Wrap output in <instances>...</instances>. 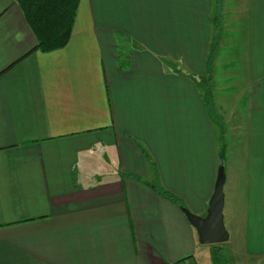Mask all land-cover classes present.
Instances as JSON below:
<instances>
[{
	"label": "crops",
	"instance_id": "obj_1",
	"mask_svg": "<svg viewBox=\"0 0 264 264\" xmlns=\"http://www.w3.org/2000/svg\"><path fill=\"white\" fill-rule=\"evenodd\" d=\"M236 1L242 73L221 0H79L49 51L0 0V264H216L231 237L264 264V0ZM220 165L229 236L205 245L181 207L205 216Z\"/></svg>",
	"mask_w": 264,
	"mask_h": 264
},
{
	"label": "trees",
	"instance_id": "obj_2",
	"mask_svg": "<svg viewBox=\"0 0 264 264\" xmlns=\"http://www.w3.org/2000/svg\"><path fill=\"white\" fill-rule=\"evenodd\" d=\"M36 37V48L49 51L69 40L79 0H14ZM177 201L170 193L157 189Z\"/></svg>",
	"mask_w": 264,
	"mask_h": 264
},
{
	"label": "rangeland",
	"instance_id": "obj_3",
	"mask_svg": "<svg viewBox=\"0 0 264 264\" xmlns=\"http://www.w3.org/2000/svg\"><path fill=\"white\" fill-rule=\"evenodd\" d=\"M212 6V15L217 14L214 11L215 8V2H213ZM221 7L224 9V11L218 15V21H220V28L216 33V37L219 38V42L223 39V43L226 46H231L233 49L237 51V62H238V71L239 73H242V65L244 62L243 56H244V15H245V6L242 2L237 4V1H230V0H221L220 6L218 7L221 9ZM226 9V10H225ZM214 11V13H213ZM216 17V15H215ZM224 50L219 47L217 49V53H222L223 55ZM226 55V54H225ZM221 77L223 76V73L220 74ZM217 87L219 88L216 90L217 94H222L224 96H227L231 91L230 88L231 85L229 84V81L223 82V78L219 79V83H217ZM244 90H241L239 93H242ZM225 102H227L223 109L227 111L228 109V100L225 99ZM220 112V111H219ZM227 117V115H224ZM229 132V129H228ZM227 137L229 138V134H227ZM227 140V138H226ZM228 151H230L228 149ZM227 230V229H226ZM209 245V244H205ZM221 245L222 250L220 253L217 251L215 252V262L216 264H221L222 261L224 264H234L236 257L234 256V251L237 250L236 242L234 238H229L225 244H219ZM224 259V260H223ZM202 263L200 264H209L211 260L204 256L200 260Z\"/></svg>",
	"mask_w": 264,
	"mask_h": 264
},
{
	"label": "water",
	"instance_id": "obj_4",
	"mask_svg": "<svg viewBox=\"0 0 264 264\" xmlns=\"http://www.w3.org/2000/svg\"><path fill=\"white\" fill-rule=\"evenodd\" d=\"M225 180L224 168L218 167L213 193L208 201L205 216L196 215L181 207L189 223L195 229L198 242L201 244H218L228 239V232L223 222V184Z\"/></svg>",
	"mask_w": 264,
	"mask_h": 264
},
{
	"label": "built area",
	"instance_id": "obj_5",
	"mask_svg": "<svg viewBox=\"0 0 264 264\" xmlns=\"http://www.w3.org/2000/svg\"><path fill=\"white\" fill-rule=\"evenodd\" d=\"M171 264H189V263L178 261V262H173ZM234 264H243V263L242 262H236Z\"/></svg>",
	"mask_w": 264,
	"mask_h": 264
}]
</instances>
